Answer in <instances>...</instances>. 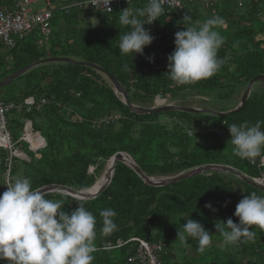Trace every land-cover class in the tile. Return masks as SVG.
<instances>
[{
  "label": "trees",
  "instance_id": "obj_1",
  "mask_svg": "<svg viewBox=\"0 0 264 264\" xmlns=\"http://www.w3.org/2000/svg\"><path fill=\"white\" fill-rule=\"evenodd\" d=\"M232 1H212L208 5L185 1L180 8L164 6V14L152 22L159 40L146 46L143 54L132 57L120 54L118 48L120 36L129 30L119 23L120 12L126 8L122 9L121 3L106 13L103 24L97 27L89 24L87 31L78 22L82 19L89 22L91 12L97 9L78 4L71 7L68 0H50V7L43 3L36 11L50 9L52 35H58V29L63 27L66 36L78 35L82 43L75 45L72 38L65 37L66 42L72 40V43L59 47L61 38L55 37L50 46L51 52L54 44V51L42 52L41 57L63 53L61 55L103 68L136 106L151 107L156 96L183 101L202 94V97H212L216 112L228 114L219 116L218 123H209L203 117L199 121H185L176 115L160 118L158 113H134L120 101L110 80L90 65L54 64L52 70L46 71L43 67L33 68L28 71L31 78L25 80L24 89L19 88L22 84L19 76L16 82L8 83L11 93L4 91V94L9 96L0 99L8 102L32 97L40 106L39 111L22 110L15 112L16 116L14 113L8 116V129L15 141L12 148L23 150L25 156L22 159L13 155L8 161V150L0 148V194L7 189L4 180L7 169L9 183L27 177L33 188L61 185L74 190L88 189L96 181L95 171L105 167L117 152L128 154L144 175L154 179L173 178L204 165L228 166L248 178L259 177L264 166L250 165L247 159L232 153L228 125L264 121V82H255L244 105L237 112L229 113L239 103L248 81L264 74V3L245 1L238 7ZM10 2L0 0V9ZM143 4L145 8L148 3ZM199 7L205 8L203 14ZM186 14L190 15V21L184 20ZM210 17L224 21L216 29L224 37L218 51L224 64L210 78L178 85L165 74L168 56L175 48V33ZM74 28L80 30L74 31ZM25 39L10 48L13 53L6 64L11 65L8 67L11 70L41 58L34 43L22 44ZM1 44L0 41L3 47ZM40 98L44 99L40 101ZM174 111V114L180 113ZM30 114L38 117L42 126L35 127L32 122V129L45 141L35 152L27 149V142H19L14 136V132L22 130L23 119H30ZM73 115L77 119L73 120ZM106 117L109 119L104 120ZM89 167H92L91 172ZM252 192L264 193L236 175L218 170L152 186L126 164L117 162L109 183L94 198L77 199L59 190L50 191L48 198L63 199L64 208L69 212L77 207L79 200L87 201L85 207L97 218V250L93 264H141L138 259L128 261L136 254L137 242L117 246L131 236L153 247L158 264H264V231L260 228L253 226L250 229L254 232L253 238L234 246H226L223 237L215 233V223L226 222L228 218L238 222L239 218L234 215L236 205ZM206 204L212 207H205ZM108 208L117 213L116 228L104 233L100 211ZM188 214L213 234L212 245L203 253L198 251L195 240L182 243L178 239V232L183 231L188 218L181 216ZM0 264L9 262L0 260Z\"/></svg>",
  "mask_w": 264,
  "mask_h": 264
},
{
  "label": "clouds",
  "instance_id": "obj_2",
  "mask_svg": "<svg viewBox=\"0 0 264 264\" xmlns=\"http://www.w3.org/2000/svg\"><path fill=\"white\" fill-rule=\"evenodd\" d=\"M38 1L45 3L47 7H50L52 4L50 0H29L28 9L30 10L29 6ZM68 1H70L69 5L71 7H74V4H78L79 2H73V0ZM245 1L247 0H243V2ZM165 2L166 0H148L147 6L143 9L131 10L127 7L120 12L119 23L127 26L129 29L120 36L118 44L120 54L131 55V57L135 54H143L146 46H149L153 40H159L158 38L154 39L150 35V31L145 29L143 25L145 23L151 24L164 14ZM233 2L236 3V0H233ZM88 4L90 7H92V4L99 8L95 11H100L105 14L112 10L110 6L111 0H88ZM11 5L12 2H10L9 6L2 7L0 12L10 9L12 7ZM100 9H103V11ZM40 13L49 14V17L45 20L47 22V32H43L38 25H34L31 31L24 36L12 35V44H8L0 39L4 46L3 48H12L17 42L22 41L30 35L35 29L42 35V39L39 38L33 42L36 52L37 49H46L43 52L45 54L46 52L49 53L50 46L44 48L43 44L46 41H54L55 37L61 38L63 45L67 46L72 43V40L65 41V37L67 36L64 34L63 27L62 31L60 28L58 29V35H52V32H50L49 22H51L52 18L50 9ZM141 17H147V19H141ZM184 20L190 21V15L186 14ZM85 22L87 31L89 29V22L86 19ZM96 23L97 21L95 20V23L92 25ZM223 23L224 21L219 17H210L203 22L197 21L193 26H185L184 30L175 33V48L168 56L169 63L167 65V72L165 73L173 82L178 85L193 84L202 79L210 78L221 70L224 59L218 57V51L224 43V37L216 29L218 26L223 25ZM63 45H59V47H63ZM54 49L53 44L51 52ZM64 49H67V47ZM61 50L63 52V49ZM37 54L38 57H41L42 52H37ZM61 54L54 56L48 55L49 57L45 59H41V57L39 58L41 61L38 63L28 65L31 66L28 70L36 67H39V69L42 68L43 64L40 63L72 65L82 63L83 66L91 64L84 60L78 62ZM117 95L120 101L123 102L121 96L119 94ZM43 99L40 98V101ZM158 100L165 101V99L156 96L153 100L154 105H158ZM36 102L32 97H26L22 101H0V107L2 109L5 107V111L3 109V119L0 122L9 131L13 145H15V141L13 140L12 133L8 129V116L13 113L16 116L15 112L19 113L22 110L24 112L32 110L39 111L40 106ZM9 105L10 107L7 108ZM72 119H77V117L73 115ZM228 126L232 153L241 159H247L250 165L257 164L258 166H264V121H257L251 125L247 122L240 124L232 123ZM32 128V120L24 118L21 135L17 137V141L27 142V149L35 152L45 145V141L39 132L34 131ZM217 133H220V130H217ZM31 139L33 141L32 145L29 143ZM41 144L42 146L38 147ZM18 151L23 159L25 156L23 150L18 149ZM89 168H91V172L92 167ZM241 175L244 176L243 174ZM244 177L264 187V172L259 177ZM6 185L7 189L0 194V260L6 259L9 264H93L95 259L93 254L97 250L95 243L97 236V218L92 211L85 207L87 201L79 200L77 207L69 212L64 208L65 203L63 199H49L48 196L51 193L41 188H33L30 178H17L14 182L6 183ZM205 207L211 208L212 206L211 204H206ZM116 215L115 210L110 208L100 211V216L103 219L102 230L104 233H110L116 228L114 222ZM234 215L239 218L238 222H234L232 218H228L226 222L221 221L220 223H215V233H219L223 237V243L226 246L237 245L245 239L251 240L254 232L250 229L253 226L264 231V195H258L256 192H252L244 196L236 205ZM181 217L188 218L187 222L183 224V231L178 232V239L182 243L188 242L189 239L195 240L198 245V251L203 253L206 248L212 245L213 234L206 230L201 222L190 218L189 214L182 215ZM131 238L136 237L131 236L129 239ZM129 239L124 242L121 241L120 243L137 242L135 240L128 241Z\"/></svg>",
  "mask_w": 264,
  "mask_h": 264
},
{
  "label": "rangeland",
  "instance_id": "obj_3",
  "mask_svg": "<svg viewBox=\"0 0 264 264\" xmlns=\"http://www.w3.org/2000/svg\"><path fill=\"white\" fill-rule=\"evenodd\" d=\"M88 1V0H87ZM218 1L220 0H215V3H217ZM143 2L145 3H148L146 0H133L131 1L130 0V3L129 1L127 2H121V8H129L131 10H137L139 9V7H143L144 8V4ZM233 3V1H232ZM195 4V3H193ZM43 6V2H37V3H33L29 6L31 12L33 11H36L38 10L39 8H41ZM203 6V4L201 3V7ZM199 7V12L200 13H204V10L205 8H201ZM201 8V9H200ZM115 9V7L113 8ZM207 11V10H206ZM141 19H144V17H141ZM83 28H85L86 26V22L85 20H81V22H78ZM95 22H91V24H94ZM98 23V22H97ZM97 23L95 25H97ZM185 25H187V22H184ZM80 30V28H74V31H78ZM83 30V29H82ZM67 37H70L74 40L75 42V45H79L80 43H82V40L78 37V35H72V36H67ZM42 39V35L39 33V31L37 29H35L31 35L29 37H27L23 42L22 44H26V43H33L34 41H37L38 39ZM52 41L48 42L46 41L43 46L44 48H47L49 46H51L52 44ZM2 45V44H1ZM61 46L63 45V43L60 44ZM3 46V45H2ZM4 47V46H3ZM3 47H0V81H4L6 78H8L10 75H14V74H17L18 69H23L25 66H28V65H32L34 63H38L39 61H41V59H45V58H48L49 56H44L42 57L41 59L39 60H36V61H32L31 63L29 62L28 64L22 66V67H19L16 66L14 68V70H11V67L8 68L9 66H11L10 64H6V60H8V57L12 55V49H6V48H3ZM43 51H46V49H37V52L38 53H41ZM78 62H82V60H77ZM5 64L7 65L6 68L10 69H6L5 68ZM40 64H43V69L46 71V70H52V68L54 67V64H51V63H40ZM39 65V64H38ZM31 70V69H30ZM30 70H26L25 72H23L22 74L25 73V75H22L20 76L19 78L21 79L22 81V84L20 85V89H24V87H26V79L28 78H31V76H29V72ZM27 72V73H26ZM15 80V79H13ZM11 80V81H13ZM13 82H16L13 81ZM13 84L10 86L11 89H13ZM8 84H6L4 87L0 88V99L3 100L4 99V96H9V95H6L4 94V91H8ZM9 93H11V90L8 91ZM202 95V94H201ZM201 95H196L194 97H188L186 98L185 100H181L180 99H176L175 101L173 100H170V99H165V101L163 100H158L157 101V104L158 105H154V103L152 104V106H156V107H162V106H173V107H178V108H186V109H195V110H198L199 112H209V113H193V112H186V111H182V110H177V112H180L179 114L175 113L176 111L174 110H170V111H165V112H160L158 113L160 118L162 117H167L170 115V117L172 115H176V117L178 118H181V119H184L185 121L188 120V121H191V120H194V121H199V119H202V117L204 119H206L207 121H209V123L213 122V123H218V117L215 118V115H213V113H218L216 112L217 110V107L212 103L211 101V96H207V97H202ZM163 99V98H162ZM129 100V99H128ZM130 102V101H129ZM237 104V103H236ZM238 105V104H237ZM30 119L32 120L33 122V125L35 127H38L40 128L42 125L39 123V120H38V117H36L34 114H30ZM208 123V122H207ZM24 131V130H23ZM19 135H21V130H17L16 132H14V136L15 137H18ZM25 137V136H23ZM26 138V137H25ZM29 143L32 145L33 144V141L32 139L29 140ZM17 150V149H16ZM108 164V163H106ZM107 168V165H105V167H103L102 169L98 170V171H95V177H96V181L94 184H96L105 174V171ZM91 170V168H89V171ZM92 187V186H91ZM90 187V188H91ZM244 187V185H243ZM250 191H252V189H250ZM261 195H264V193L260 192Z\"/></svg>",
  "mask_w": 264,
  "mask_h": 264
},
{
  "label": "water",
  "instance_id": "obj_4",
  "mask_svg": "<svg viewBox=\"0 0 264 264\" xmlns=\"http://www.w3.org/2000/svg\"><path fill=\"white\" fill-rule=\"evenodd\" d=\"M79 65H82V63H78ZM88 65V64H87ZM92 68L96 69L97 71H99L100 73H102L107 79L110 80V82L112 83L115 91L117 92V94H119L121 96V98L123 99L124 104L128 107V109L131 112L134 113H146V114H154V113H160V112H165V111H170V110H182V111H186V112H193V113H198V110L195 109H186V108H178V107H173V106H162V107H141V106H136L133 105L129 102L124 90L122 89V87L119 85V83L115 80V78L108 73L106 70H104L101 67L95 66V65H90ZM31 66H25L23 69H19L20 71H18L17 74L14 75H10L8 78H6L4 81L0 82V88L5 86L6 84H8L11 80L17 78L18 76H20L23 72H25L26 70H28ZM255 82H264V74H259L254 76L253 78H251L247 85L246 88L243 92V94L241 95L240 101L238 103V105L236 106V108L229 112V113H235L239 110V108H241L244 103H245V99L247 98V95L249 94V90L250 87L255 83ZM215 116L219 117V116H225L228 113H223V112H218V113H213ZM110 165L107 166V171L105 172L104 176H106L105 181L100 184V186L93 192L88 191L90 188H88L87 190H81V191H76L64 186H60V185H47V186H42L40 187L41 189L45 190V191H52V190H59L60 192H64L68 195H71L73 197L79 198V199H90V198H94L95 196H97L109 183L111 175L113 173V169L114 166L117 162H123L124 164H126L128 167H130L144 182H146L149 185L152 186H163L166 184H170L176 181H179L181 179H185L187 177L193 176V175H197L200 174L204 171L207 170H218L221 172H229L232 173L234 175H236L237 177H239L241 180H243L244 182H247L249 185H251L252 187L261 190L264 192V187L260 186L252 181L247 180L244 176H242L239 172H237L235 169L230 168L228 166H221V165H205V166H199L197 168H194L192 170H188L176 177L173 178H162V179H152L149 178L147 176H145L140 169L137 167V165L134 163V161L131 159V157L129 155H127L126 153L123 152H117L115 153L111 158H110ZM92 188V187H91ZM42 190V191H43ZM88 191V192H87Z\"/></svg>",
  "mask_w": 264,
  "mask_h": 264
},
{
  "label": "built area",
  "instance_id": "obj_5",
  "mask_svg": "<svg viewBox=\"0 0 264 264\" xmlns=\"http://www.w3.org/2000/svg\"><path fill=\"white\" fill-rule=\"evenodd\" d=\"M129 0H111V8L113 6L119 7L121 2H127ZM148 2V0H146ZM187 1V3H195V2H203L204 4L209 2H212L214 0H166L164 6L166 8H180L183 4V2ZM247 1H255V2H262L264 3V0H247ZM12 7L10 9L4 10L3 12H0V39H2L4 42L8 44H12L11 36L17 35L19 37L26 35L28 32L31 31L34 25H38L39 28L43 32H47V22L45 21L48 17V13H40V12H31L28 9V3L29 0H11ZM88 2V1H87ZM237 6L241 7L244 3L243 0H236ZM91 6L95 9H99L96 6ZM107 7V6H104ZM103 11V9H100ZM68 9L65 8V12L67 13ZM110 12V11H108ZM147 19V17L145 18ZM145 29H148L150 31V35L154 37V39L158 38V35L153 32L152 23L148 24L145 23L143 25ZM10 105L7 107L9 108ZM5 111V107H3ZM3 109L0 107V121L2 122L3 119ZM0 122V148L8 150V158L7 160L10 161V157L17 156L19 158H22V155L18 151V149L12 148V142H11V136L9 134V131L6 129L5 125ZM39 145L38 147H41ZM9 165V164H8ZM9 168V166H8ZM8 170L7 173H5V184L8 182ZM130 240H135L138 242L137 251L134 257H131L128 259V261H133L135 259H138L141 264H158L156 261V257L154 255L153 247L149 245L148 243L136 239L131 238ZM124 243H118L117 246H121Z\"/></svg>",
  "mask_w": 264,
  "mask_h": 264
},
{
  "label": "crops",
  "instance_id": "obj_6",
  "mask_svg": "<svg viewBox=\"0 0 264 264\" xmlns=\"http://www.w3.org/2000/svg\"><path fill=\"white\" fill-rule=\"evenodd\" d=\"M77 0H73V2H75ZM38 2H41V1H38ZM79 5H82V6H86V7H89V4L87 2V0H80L78 2ZM88 4V5H87ZM82 8V7H81ZM107 19V14L103 13V12H100V11H95V12H91L90 14V18H89V24L93 27H97L101 24H103L105 22V20ZM95 20L98 22L97 25H92L91 22H95ZM88 22V20H87ZM60 30L62 31V27L60 28ZM107 119L104 118V120ZM74 120V119H73Z\"/></svg>",
  "mask_w": 264,
  "mask_h": 264
},
{
  "label": "bare ground",
  "instance_id": "obj_7",
  "mask_svg": "<svg viewBox=\"0 0 264 264\" xmlns=\"http://www.w3.org/2000/svg\"><path fill=\"white\" fill-rule=\"evenodd\" d=\"M110 165V162L107 164V166H109ZM105 178H106V176H103L96 184H94L93 186H92V188H90L88 191H91V192H93V191H95L99 186H100V184H102L104 181H105ZM87 191V192H88Z\"/></svg>",
  "mask_w": 264,
  "mask_h": 264
}]
</instances>
